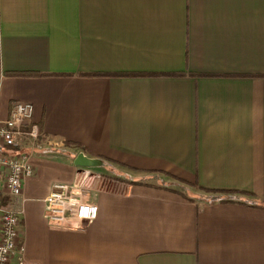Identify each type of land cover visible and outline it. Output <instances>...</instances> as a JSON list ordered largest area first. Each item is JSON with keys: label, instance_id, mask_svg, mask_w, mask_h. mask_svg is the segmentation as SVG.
Masks as SVG:
<instances>
[{"label": "crops", "instance_id": "obj_1", "mask_svg": "<svg viewBox=\"0 0 264 264\" xmlns=\"http://www.w3.org/2000/svg\"><path fill=\"white\" fill-rule=\"evenodd\" d=\"M14 101L41 131L27 263L264 264V0H0V121ZM79 173L96 220L51 228Z\"/></svg>", "mask_w": 264, "mask_h": 264}, {"label": "built area", "instance_id": "obj_2", "mask_svg": "<svg viewBox=\"0 0 264 264\" xmlns=\"http://www.w3.org/2000/svg\"><path fill=\"white\" fill-rule=\"evenodd\" d=\"M40 139L32 104L14 101L9 116L0 121V264H35L19 256L23 251L21 217L10 204L22 196L23 182L34 175L31 157ZM42 203L43 216L55 229L84 230L98 216V206L90 200L88 181L81 173L70 184H52Z\"/></svg>", "mask_w": 264, "mask_h": 264}, {"label": "water", "instance_id": "obj_3", "mask_svg": "<svg viewBox=\"0 0 264 264\" xmlns=\"http://www.w3.org/2000/svg\"><path fill=\"white\" fill-rule=\"evenodd\" d=\"M75 164L81 167H85V166L94 165V161L91 159H88L83 154H79L75 160Z\"/></svg>", "mask_w": 264, "mask_h": 264}, {"label": "trees", "instance_id": "obj_4", "mask_svg": "<svg viewBox=\"0 0 264 264\" xmlns=\"http://www.w3.org/2000/svg\"><path fill=\"white\" fill-rule=\"evenodd\" d=\"M6 74H11V73H6ZM14 75H26L27 73H12Z\"/></svg>", "mask_w": 264, "mask_h": 264}]
</instances>
